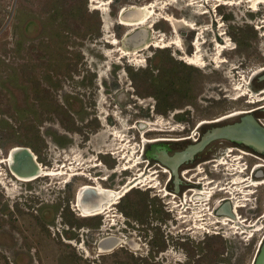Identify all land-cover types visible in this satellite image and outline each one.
Segmentation results:
<instances>
[{
  "label": "rangeland",
  "instance_id": "rangeland-1",
  "mask_svg": "<svg viewBox=\"0 0 264 264\" xmlns=\"http://www.w3.org/2000/svg\"><path fill=\"white\" fill-rule=\"evenodd\" d=\"M150 2L141 25L121 21L124 8ZM262 20L264 4L256 12L245 0H0V264H146L143 246L132 250L123 243L98 254L96 241L107 234L92 228L111 220L75 214L72 197L82 176L65 181L64 174L44 175L21 182L8 171L6 153L25 146L43 167L65 171L78 160L79 167L96 162V151H107L113 155L98 158L109 166L119 161L117 147L125 142L114 137L112 128L139 146L147 121L155 124L144 138H172L168 148L184 147L189 141L177 138L210 128L196 129L199 121L243 109L244 103L216 90L218 82L231 87L220 70L186 64L176 45L180 41L190 52L200 28L202 50L211 55L208 27L219 24L234 47L224 53L228 61L240 70V61L250 57L254 68L258 50L243 42L254 35L247 23ZM166 42L170 46L164 47ZM99 99L108 114L106 125ZM161 119L169 128L161 126ZM144 164L123 172V181L143 171ZM157 179L162 187L164 177ZM154 189L132 190L124 199L136 201L138 212L162 211V198L151 197ZM123 237L128 240L127 234ZM255 254V248L249 250L244 260L251 264Z\"/></svg>",
  "mask_w": 264,
  "mask_h": 264
},
{
  "label": "flooded vegetation",
  "instance_id": "flooded-vegetation-1",
  "mask_svg": "<svg viewBox=\"0 0 264 264\" xmlns=\"http://www.w3.org/2000/svg\"><path fill=\"white\" fill-rule=\"evenodd\" d=\"M245 1L250 4L251 10L256 12L259 4H264V0ZM229 2L224 1L221 4H232ZM148 4L151 2L144 4L147 7L130 6L124 9L145 7L149 10ZM203 12L205 11L201 13ZM262 22L247 23L248 26H253L254 35H246L243 42L247 49L258 50V61L254 68L249 66L252 62L250 57L240 61L242 66L240 70H237L238 65L228 61L229 56L224 53L234 47L230 44V38L225 35L226 31L218 29L219 24L212 26L211 23L208 27L212 33L211 55L202 50L203 41L200 35L203 30L200 28L192 41L190 52L185 51L180 41L176 45L177 50L181 52L179 59L186 64L199 68L210 64L214 70H220L222 81H226L231 87L229 90L223 82H218L216 85L219 87L216 90L223 96H230L232 101L241 99L244 103L243 109L230 111L211 120L199 121L196 129L203 124L210 128L197 132V136L194 133L177 138V141H189L184 147L175 150L168 148L167 143L175 140L172 138H144L145 132L153 130L155 124L147 121L144 122L147 128L142 131L139 146L112 128L111 133L114 137L120 142L125 141L117 147L120 148L119 163L114 162L107 166L98 158V154L113 153L96 151V162L79 167L78 160L76 167L68 166L69 171L67 169L63 171L43 167L28 147L16 145L6 153L4 158L6 166L11 165V154L17 149L24 148L33 154L35 163L41 170L50 173L45 174L38 169H32L28 174L32 176L25 178L27 174L23 171H19L18 174L12 172V176L18 181L28 182L40 176L57 174H64L65 181H71L74 175L82 176V184L77 187L78 190H75L72 197L75 214L82 218L111 220L108 226L92 228L97 230L98 234H107L96 241L97 251L101 240L114 236L118 244L112 251L123 247V243L128 244L132 250H138L143 246L148 254L146 264H250L244 260V256L254 248L256 254L251 264H255L264 244V21ZM188 26L194 28L193 25ZM168 46L170 43L166 42L164 47ZM205 58L210 62L206 63ZM235 87H238L237 90ZM228 90L231 91L230 95L226 93ZM103 103L104 101L101 102L99 99L101 123L106 125L105 119L108 114L102 109ZM112 115L121 123L115 112H112ZM161 121H163L161 126L169 128L168 122L164 123L163 119ZM242 123L246 132L244 140L213 138L203 147H199L212 129L236 127ZM175 128L177 127L171 129ZM257 129L260 131L257 132ZM146 144H149L147 149ZM121 159L125 160L124 165L120 164ZM141 163H145L143 171L134 172L123 181L122 173L138 169L137 165ZM73 168L82 170L75 172ZM160 175L164 177L162 187L159 186L160 181L157 179ZM142 186L145 187L141 188ZM151 188H156L154 191L157 192L152 193L151 197L159 195L162 198V211H142V208H139L138 212L139 205L136 201L124 199L132 190L145 191ZM82 189L111 191L115 196L113 199L109 198L108 205L101 211L86 214L77 203V195ZM86 201L89 202L87 197ZM147 206L152 207L150 204ZM137 215L141 216H138L139 222H136ZM111 217L118 218L115 221ZM114 222L117 223L116 227H112ZM114 231L117 233H113ZM124 234L128 235V240L124 239ZM89 235V239L92 240V233ZM239 256H242L241 260L237 259Z\"/></svg>",
  "mask_w": 264,
  "mask_h": 264
},
{
  "label": "bare ground",
  "instance_id": "bare-ground-1",
  "mask_svg": "<svg viewBox=\"0 0 264 264\" xmlns=\"http://www.w3.org/2000/svg\"><path fill=\"white\" fill-rule=\"evenodd\" d=\"M90 1L94 2V0H90ZM231 3H234V2L231 1ZM254 8H256V5ZM125 11L126 9H123L120 13L121 21H129V22L131 21V22L138 23L140 25H141L140 22H142V20L145 19L149 13L148 9L145 7L129 8V12L126 15L124 14ZM196 62H199V61H196ZM235 88H236L235 90H237L238 87H235ZM11 166H12L11 170L14 174H18L19 171L25 172L27 174L25 178H29L32 176V175H28L32 169H38V171H42L41 173H45V174L50 173V172L41 170L39 165L37 166V164L35 163L33 154L29 151V149H24V148L17 149L14 153L11 154ZM80 193H82V196L84 197L83 199L79 198ZM114 196H115L114 192H111V191L98 192V191H89V190L82 189L77 195V203H78L79 208L83 212H85L86 214H91L94 212L101 211L105 205H108V202L110 201V199H113ZM86 197L89 199V202L86 201ZM117 244H118V240L114 236L101 240L98 245V254L112 251V249Z\"/></svg>",
  "mask_w": 264,
  "mask_h": 264
},
{
  "label": "water",
  "instance_id": "water-1",
  "mask_svg": "<svg viewBox=\"0 0 264 264\" xmlns=\"http://www.w3.org/2000/svg\"><path fill=\"white\" fill-rule=\"evenodd\" d=\"M260 131L257 129V132ZM213 138H229V139H237L244 140L246 138V132L243 127V123L237 125L236 127L224 126L221 128L212 129L210 133H208L207 138L200 144L199 147H203L206 142ZM8 171L12 175V166L7 165ZM83 199L82 193H80V197ZM255 264H264V244L261 247V250L256 258Z\"/></svg>",
  "mask_w": 264,
  "mask_h": 264
}]
</instances>
